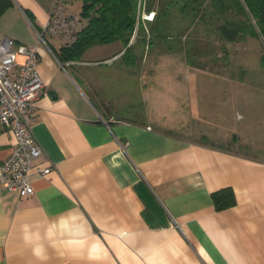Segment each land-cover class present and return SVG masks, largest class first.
Listing matches in <instances>:
<instances>
[{
  "label": "crops",
  "instance_id": "obj_1",
  "mask_svg": "<svg viewBox=\"0 0 264 264\" xmlns=\"http://www.w3.org/2000/svg\"><path fill=\"white\" fill-rule=\"evenodd\" d=\"M12 1L0 15V39L30 46L33 27L47 22L54 4L74 0ZM60 46L49 37L38 45L43 88L33 102L32 132L42 148L33 164L52 170L32 171L30 195L0 188V264H264V145L211 144L218 136L192 107L199 89L189 82L201 74L98 73L94 67L148 58L126 60L116 41L60 64ZM135 76L175 87H144L139 111L118 116L115 107L129 96L108 98L104 82ZM14 143L9 129L0 133V164ZM223 188L235 204L216 211L211 196Z\"/></svg>",
  "mask_w": 264,
  "mask_h": 264
},
{
  "label": "rangeland",
  "instance_id": "obj_2",
  "mask_svg": "<svg viewBox=\"0 0 264 264\" xmlns=\"http://www.w3.org/2000/svg\"><path fill=\"white\" fill-rule=\"evenodd\" d=\"M67 9L79 15L80 0H74L73 6H68ZM197 35L202 37L199 39L201 42H197L198 45H196L201 51L200 58L203 61L201 66L204 68L202 70L181 64L180 60L173 55H159L164 47L161 39L156 37L150 41V47L145 51L136 47L125 56L126 60L145 56L148 58L146 62L144 60L145 63H141L140 59L135 63H125L124 59H120L112 66H97L93 69L98 73L126 72L132 76L141 72H151L156 75L168 73L180 75L181 79L187 74L199 73L202 79L189 82L197 85L196 88L199 89L194 96L192 107H198L201 111L200 123L207 122L212 125L206 129L213 132L216 137L218 136L213 137L216 139H212L211 144L230 149H237L239 146V151L261 149L264 145V64L261 62L264 45L262 41L258 38H247L241 42L220 44L213 34L200 32ZM47 38L46 36L45 39ZM194 38L197 37L191 33L188 42L193 44L196 41ZM211 50L213 52L210 54ZM191 58L194 59L195 56ZM159 81L161 80H143L138 76L124 80L119 78L112 80L111 83L105 81V94L108 98L116 96L121 100H127L129 96L128 103L115 107L118 116L126 117L132 111H135L134 114L139 111L137 106L144 87L151 89L164 87L159 85ZM163 82L169 89L175 87L171 80H162L161 83ZM143 83H148V86H143ZM131 102L135 106L127 107ZM177 106L172 104L168 109L173 114ZM111 108L114 110L113 107ZM235 134L240 135L241 139L244 138L248 146L244 147L239 138L234 139Z\"/></svg>",
  "mask_w": 264,
  "mask_h": 264
},
{
  "label": "trees",
  "instance_id": "obj_3",
  "mask_svg": "<svg viewBox=\"0 0 264 264\" xmlns=\"http://www.w3.org/2000/svg\"><path fill=\"white\" fill-rule=\"evenodd\" d=\"M79 16L83 21L76 41L62 45L54 55L60 64L76 62L90 47L119 41L125 47L123 55L139 47L143 51L150 41L161 39L163 51L183 56L185 64L204 69L197 42L198 33L213 34L220 44L258 38L264 45V0H80ZM154 5L156 10H152ZM13 6L12 0H0V15ZM151 12V13H149ZM151 18H148L150 17ZM34 26V25H33ZM35 29L39 30L40 28ZM196 41L192 44L190 34ZM136 35L133 45L131 38ZM209 40H207L208 42ZM193 42V41H192ZM213 46V45H212ZM213 51H209L211 54ZM195 56L194 59L191 57ZM264 64V55L261 56ZM214 209L234 206L230 188L212 194Z\"/></svg>",
  "mask_w": 264,
  "mask_h": 264
},
{
  "label": "built area",
  "instance_id": "obj_4",
  "mask_svg": "<svg viewBox=\"0 0 264 264\" xmlns=\"http://www.w3.org/2000/svg\"><path fill=\"white\" fill-rule=\"evenodd\" d=\"M82 26L80 16L69 13L57 1L47 22L39 30L33 27L36 45H24L9 37L0 39V133L9 129L15 139L9 156L0 164V188L17 192L20 197L33 192L29 182L32 171L45 177L52 170L33 164L42 155L32 132L33 102L43 88L38 73V45L46 46V36L59 39L61 46L71 45Z\"/></svg>",
  "mask_w": 264,
  "mask_h": 264
}]
</instances>
